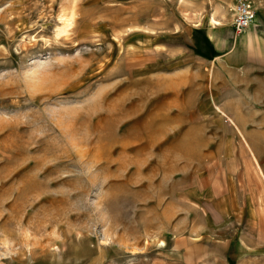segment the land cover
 Wrapping results in <instances>:
<instances>
[{
  "label": "rangeland",
  "instance_id": "1",
  "mask_svg": "<svg viewBox=\"0 0 264 264\" xmlns=\"http://www.w3.org/2000/svg\"><path fill=\"white\" fill-rule=\"evenodd\" d=\"M194 1L0 0V264H264Z\"/></svg>",
  "mask_w": 264,
  "mask_h": 264
},
{
  "label": "crops",
  "instance_id": "2",
  "mask_svg": "<svg viewBox=\"0 0 264 264\" xmlns=\"http://www.w3.org/2000/svg\"><path fill=\"white\" fill-rule=\"evenodd\" d=\"M235 3L236 0H196L187 7L200 12V21L205 18L210 24L204 38V52L196 51L191 60L179 58L191 63L163 73L188 74L196 68L195 77L188 78L189 83L207 92L209 101L243 137L245 144L240 143L237 149L249 150L250 157L242 153V157L229 162L226 176L231 177L233 172L242 183L244 201L237 204L236 223L258 231L264 229V210H260L259 202L264 198V0H252L257 16L242 34H236L233 27ZM231 99L241 103L238 109L244 121L230 111L229 104L234 103Z\"/></svg>",
  "mask_w": 264,
  "mask_h": 264
},
{
  "label": "built area",
  "instance_id": "3",
  "mask_svg": "<svg viewBox=\"0 0 264 264\" xmlns=\"http://www.w3.org/2000/svg\"><path fill=\"white\" fill-rule=\"evenodd\" d=\"M232 12L233 27L236 34H242L253 24L257 16L252 0H236Z\"/></svg>",
  "mask_w": 264,
  "mask_h": 264
},
{
  "label": "bare ground",
  "instance_id": "4",
  "mask_svg": "<svg viewBox=\"0 0 264 264\" xmlns=\"http://www.w3.org/2000/svg\"><path fill=\"white\" fill-rule=\"evenodd\" d=\"M212 18H213V17H212ZM211 21H212V20H211ZM212 22H213V23H216V20H213ZM214 25H215V24H214Z\"/></svg>",
  "mask_w": 264,
  "mask_h": 264
}]
</instances>
